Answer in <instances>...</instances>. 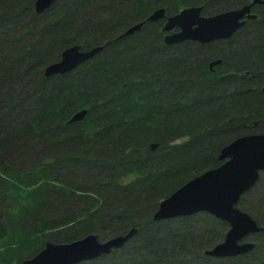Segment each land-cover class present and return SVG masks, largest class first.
Returning a JSON list of instances; mask_svg holds the SVG:
<instances>
[{
  "label": "trees",
  "instance_id": "obj_1",
  "mask_svg": "<svg viewBox=\"0 0 264 264\" xmlns=\"http://www.w3.org/2000/svg\"><path fill=\"white\" fill-rule=\"evenodd\" d=\"M34 1L0 0V264H19L47 241L102 240L134 226L122 249L80 264H264V229L248 253L213 259L202 252L226 222L204 212L173 226L152 220L161 200L222 163L223 146L264 134V4L229 39L166 45L163 20H147L155 9L213 15L251 0H55L41 13ZM72 45L103 47L45 77ZM260 182L236 206L264 227V188L245 201Z\"/></svg>",
  "mask_w": 264,
  "mask_h": 264
},
{
  "label": "water",
  "instance_id": "obj_2",
  "mask_svg": "<svg viewBox=\"0 0 264 264\" xmlns=\"http://www.w3.org/2000/svg\"><path fill=\"white\" fill-rule=\"evenodd\" d=\"M55 0H35L34 11L41 13L48 9ZM264 0H251L248 4L226 10L214 15L203 16L201 7L188 6L177 13L166 15L165 8L152 11L147 20H163L161 31L163 42L172 45L183 41H194L206 44L218 39H229L246 22L256 19L251 12L254 5H263ZM142 22L126 29L119 36H126L138 31ZM102 45L82 50L78 45L65 48L58 61L46 65L45 77L70 72L78 65L91 59L101 51ZM221 63L215 59L209 67ZM264 93V85L261 87ZM86 113L79 110L70 118L71 122L81 120ZM155 144L151 145L154 148ZM218 158L222 163L216 168L207 170L173 191L161 200L152 216L153 221L188 217L199 212L212 215L228 224V229L221 242L204 251V255L216 259L233 258L251 251L255 244L248 241L249 235L263 231L254 218L237 208L240 197L253 187L260 174L264 173V134L253 133L237 137L223 146ZM137 231L134 226L124 235H117L99 240L96 234L68 243L47 241L43 248L33 257L22 260L19 264H80L91 261L119 249Z\"/></svg>",
  "mask_w": 264,
  "mask_h": 264
},
{
  "label": "rangeland",
  "instance_id": "obj_3",
  "mask_svg": "<svg viewBox=\"0 0 264 264\" xmlns=\"http://www.w3.org/2000/svg\"><path fill=\"white\" fill-rule=\"evenodd\" d=\"M261 174H264V173H261ZM261 174H260V176H261ZM259 179H260V177H259ZM259 179H258V181L257 182H260L259 181ZM256 182V183H257ZM263 188H264V180H262L261 182H260V184L257 186V188L255 189V190H253L252 192H251V194L249 195V196H246V198H245V201H248V202H252L253 203V197H254V195H255V193L256 192H258L259 193V191L260 190H263ZM261 192V191H260ZM247 205H249V204H247ZM244 211V210H243ZM245 212H247L248 214H250L248 211H245ZM197 214V213H196ZM208 214V213H207ZM195 215V214H194ZM210 215V214H209ZM191 216H193V215H191ZM212 216V215H211ZM180 218V217H179ZM215 218V217H214ZM175 219H178V218H175ZM175 219H169V220H166V221H171L168 225L169 226H173V223H174V221H175ZM158 222V221H157ZM258 224V223H257ZM259 225V224H258ZM197 226H200V225H197ZM259 226H261V227H263L262 225H259ZM193 227V226H192ZM193 229H194V227H193ZM228 229V228H227ZM227 229H225V232L227 231ZM263 229H264V227H263ZM97 237H98V239H100L99 237L100 236H98V235H96ZM110 238V237H109ZM224 238V237H223ZM253 238H255L253 235L251 236V235H249L248 237H247V240L248 241H250V242H252V243H254L255 244V241L253 240ZM106 239V238H105ZM105 239H102L101 241H103V240H105ZM132 239V238H131ZM131 239H129L122 247H120L119 249H116L115 251H119L120 249H122L127 243H129L130 241H131ZM223 240V239H222ZM221 240V241H222ZM221 241H219V242H221ZM215 245V244H214ZM213 245V246H214ZM211 248V247H210ZM209 249V248H208ZM129 250L131 251V249L129 248ZM207 250V249H206ZM205 251V250H204ZM204 251L202 252V254L204 255ZM127 254V253H126ZM109 255V254H108ZM130 255H132L131 254V252H130ZM204 256H206V255H204ZM210 258H213V257H210ZM213 259H216V258H213ZM222 259H224V258H222ZM117 263V262H116Z\"/></svg>",
  "mask_w": 264,
  "mask_h": 264
},
{
  "label": "flooded vegetation",
  "instance_id": "obj_4",
  "mask_svg": "<svg viewBox=\"0 0 264 264\" xmlns=\"http://www.w3.org/2000/svg\"><path fill=\"white\" fill-rule=\"evenodd\" d=\"M200 14H201V12H200ZM201 15H203V14H201ZM214 15V14H213ZM203 16H207V15H203ZM164 22V21H163ZM218 40H225V39H218ZM214 41H216V40H214ZM212 42V41H211ZM207 44V43H206ZM213 61V60H212ZM211 62V61H210ZM209 62V63H210ZM208 66H209V64H208ZM213 67V66H212ZM212 67H211V69H212ZM210 68V67H209Z\"/></svg>",
  "mask_w": 264,
  "mask_h": 264
}]
</instances>
